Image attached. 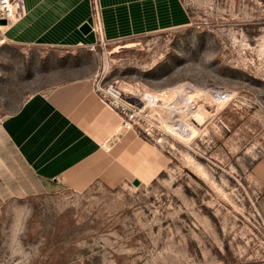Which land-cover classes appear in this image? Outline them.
<instances>
[{"label":"rangeland","instance_id":"1","mask_svg":"<svg viewBox=\"0 0 264 264\" xmlns=\"http://www.w3.org/2000/svg\"><path fill=\"white\" fill-rule=\"evenodd\" d=\"M182 1L186 26L91 50L0 28V264H264V6ZM111 82L130 127L97 89ZM148 89L179 95L147 105ZM53 91L46 124L21 119ZM96 138L87 164L103 173L86 188L31 162Z\"/></svg>","mask_w":264,"mask_h":264},{"label":"crops","instance_id":"2","mask_svg":"<svg viewBox=\"0 0 264 264\" xmlns=\"http://www.w3.org/2000/svg\"><path fill=\"white\" fill-rule=\"evenodd\" d=\"M98 14L92 0H23L24 15L7 26L6 39L20 44H41L62 47H86L101 41L113 42L133 36L180 28L189 23V12L182 0H98ZM89 22L93 29L84 33L80 27ZM46 99L35 95L20 109L22 120L32 123L33 118L42 124L58 111L59 96ZM59 93V92H58ZM43 106L50 107L48 109ZM45 121V122H44ZM30 140V137L29 139ZM102 138L89 139L78 145L74 143L69 151H60L44 160L31 162L42 168V175L56 179L75 172L76 186L86 188L103 173L90 168L91 162L102 151ZM84 165L89 168L76 169ZM260 168L262 194L259 209L264 219V159L256 162ZM80 171L81 175L77 176Z\"/></svg>","mask_w":264,"mask_h":264},{"label":"built area","instance_id":"3","mask_svg":"<svg viewBox=\"0 0 264 264\" xmlns=\"http://www.w3.org/2000/svg\"><path fill=\"white\" fill-rule=\"evenodd\" d=\"M94 10L98 14L99 1L92 0ZM264 6V0H262ZM24 15L23 0H0V20L6 19L7 23H0V28H6L7 26L15 23L20 17ZM5 26V27H2ZM102 43L104 41H101ZM97 44H92L91 49H96ZM97 89L100 91V95L103 100L124 118V126L130 127V119H126L127 116L131 117L133 112L130 114L131 106L124 96L122 89L114 82L107 83L105 85H99Z\"/></svg>","mask_w":264,"mask_h":264},{"label":"bare ground","instance_id":"4","mask_svg":"<svg viewBox=\"0 0 264 264\" xmlns=\"http://www.w3.org/2000/svg\"><path fill=\"white\" fill-rule=\"evenodd\" d=\"M2 27H5V26H2ZM126 46H129V44H126ZM195 87V86H194ZM192 91H194V90H192ZM200 91V90H199ZM187 93V92H186ZM189 93H190V91H189ZM178 94V90L177 89H173V90H171V91H168V92H160V91H156V90H152V89H148L147 90V92H146V94L144 95V99H145V102H146V104L147 105H154V102L158 99V95H166V96H168L171 100H172V98H175L176 99V95ZM198 94V93H197ZM179 95V94H178ZM224 100V97H221V99L218 101L219 103L221 102V101H223ZM173 101V100H172ZM172 101H170V102H172ZM191 104V103H190ZM204 109L203 108H199V110H198V112H204L203 111ZM195 111V110H194ZM202 117V116H201ZM186 119V118H185ZM175 126V125H174ZM190 126L192 127V132H195L196 131V129H197V127L194 125V124H192V123H190ZM175 128V127H174ZM188 128H189V126H188ZM175 131H177V130H175ZM182 135H183V133H182Z\"/></svg>","mask_w":264,"mask_h":264},{"label":"water","instance_id":"5","mask_svg":"<svg viewBox=\"0 0 264 264\" xmlns=\"http://www.w3.org/2000/svg\"><path fill=\"white\" fill-rule=\"evenodd\" d=\"M0 23H2V24H6L7 23V20L6 19H1L0 20ZM80 29L84 32V33H89L92 29H93V27H92V25L89 23V22H84L82 25H81V27H80ZM135 183L136 184H138L139 183V179L137 180V181H135Z\"/></svg>","mask_w":264,"mask_h":264}]
</instances>
